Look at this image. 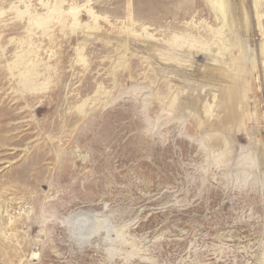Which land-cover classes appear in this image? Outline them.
Returning <instances> with one entry per match:
<instances>
[{"label": "rangeland", "instance_id": "1", "mask_svg": "<svg viewBox=\"0 0 264 264\" xmlns=\"http://www.w3.org/2000/svg\"><path fill=\"white\" fill-rule=\"evenodd\" d=\"M223 3L0 0V264H264V0Z\"/></svg>", "mask_w": 264, "mask_h": 264}, {"label": "bare ground", "instance_id": "2", "mask_svg": "<svg viewBox=\"0 0 264 264\" xmlns=\"http://www.w3.org/2000/svg\"><path fill=\"white\" fill-rule=\"evenodd\" d=\"M216 4L218 5V9H219V12L221 14H226V6L224 5L223 3V0H215ZM256 5V4H255ZM77 15V14H76ZM228 17V16H227ZM227 19H225L224 21H226Z\"/></svg>", "mask_w": 264, "mask_h": 264}]
</instances>
